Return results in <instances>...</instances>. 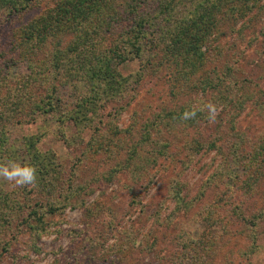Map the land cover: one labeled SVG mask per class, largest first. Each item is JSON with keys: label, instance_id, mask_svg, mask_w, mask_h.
Wrapping results in <instances>:
<instances>
[{"label": "rangeland", "instance_id": "1", "mask_svg": "<svg viewBox=\"0 0 264 264\" xmlns=\"http://www.w3.org/2000/svg\"><path fill=\"white\" fill-rule=\"evenodd\" d=\"M56 1H34L15 15L0 11V131L14 147L23 139L35 143L39 154L53 158L57 177L23 187L0 179V264H264V161L256 176L243 169L244 156L264 137V16L247 29L237 23L244 29L238 36L219 25L223 37L187 81L169 63L156 73L146 69L140 81L148 52L121 65L127 93L105 102L83 127L63 121L89 95L82 83H56L51 114L29 116L27 107L14 103V91L32 70L11 47ZM150 1H142L145 9ZM206 78L214 80L208 88L202 87ZM242 79L246 85L238 89ZM38 85L42 92L50 81L44 77ZM207 102L219 108L214 123L206 111L197 113L194 125L161 120L163 129L151 128L148 138L160 116ZM194 139L203 147L196 154ZM134 152L149 162H129ZM229 174L243 179L244 190L232 188L237 182ZM229 189L225 203L221 193ZM30 212L42 223L29 219Z\"/></svg>", "mask_w": 264, "mask_h": 264}, {"label": "trees", "instance_id": "2", "mask_svg": "<svg viewBox=\"0 0 264 264\" xmlns=\"http://www.w3.org/2000/svg\"><path fill=\"white\" fill-rule=\"evenodd\" d=\"M34 1L37 0H0V11H7L11 15L23 13L32 7ZM142 1L57 0L55 7L31 20L19 31L16 44L11 47L12 51L16 50L19 58L29 60L32 70L14 91V103L27 107L29 116L51 114L55 110L56 83H82L89 90V95L81 97L78 111L63 117V121L68 120L76 126L86 127L105 102L122 98L127 93L129 81L119 74L121 65L135 59L143 60L144 53L148 52L150 57L145 60L143 71L138 76L140 81L146 75V69L156 73L159 65L165 66L167 63L176 70L174 74L178 78L187 81L203 68L206 51L215 48L213 42L218 43L223 37L224 31L218 30L219 25L224 24L227 29L225 34L228 36H238L244 30H238V24L241 23L247 29L250 21L264 16V0H182L179 5L173 6L170 3L173 0H158L155 6L157 0H151L152 5H147V9ZM183 9L186 11L182 12ZM159 13L162 18L156 21ZM165 20L164 27L160 26L159 23ZM40 56L42 59L38 61ZM44 77L50 81V86L44 87L41 92L38 82ZM206 80L208 81L203 86L204 80H201L200 85L206 88L212 86L214 80ZM245 81L242 79L240 83L237 82L238 89H244ZM237 83L232 85L237 86ZM7 99L12 102L10 95ZM182 110L176 114L160 116L159 122L150 125L148 138L151 128L163 129L161 120H169L176 126L185 123L180 119ZM80 111L84 112L83 118L78 117ZM88 112L93 114L89 118L85 117ZM197 120L196 117L187 122L194 125ZM171 123L166 122L167 125ZM23 140L20 146L14 147L10 145L6 132L0 131V156L3 162L16 160L31 163L37 169V180L51 183L57 179L55 172L51 171L55 169L53 158L48 154H39L35 143L30 139ZM258 143L251 155L244 156L243 169L253 176H256L255 171L264 161V137ZM209 147H212L211 144ZM201 148L202 145L199 146L196 139L191 142V149L195 154ZM157 154L161 156L162 152ZM135 158L134 152L128 161L141 160L148 163L150 159ZM230 159L235 161L233 154ZM230 176L233 184L237 182L232 188L241 184L244 190L243 179L236 175ZM50 187L53 189V186ZM221 194L228 198L224 201L228 203L232 197V189ZM54 210L53 204H49L48 211ZM28 218L42 223V218L36 212H30ZM254 218L257 219V216Z\"/></svg>", "mask_w": 264, "mask_h": 264}, {"label": "clouds", "instance_id": "3", "mask_svg": "<svg viewBox=\"0 0 264 264\" xmlns=\"http://www.w3.org/2000/svg\"><path fill=\"white\" fill-rule=\"evenodd\" d=\"M207 112L206 119L209 123H214L219 108L212 102L204 103L200 107L191 106L185 109L180 115V119L187 121L196 119L198 112ZM0 179L12 183L15 186L23 187L26 185L35 186L37 181V169L31 163H20L16 160H7L0 163Z\"/></svg>", "mask_w": 264, "mask_h": 264}]
</instances>
